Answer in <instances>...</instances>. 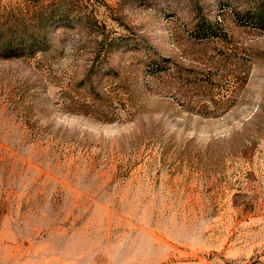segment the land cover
<instances>
[{"label":"rangeland","instance_id":"1","mask_svg":"<svg viewBox=\"0 0 264 264\" xmlns=\"http://www.w3.org/2000/svg\"><path fill=\"white\" fill-rule=\"evenodd\" d=\"M249 1L0 0V264H264Z\"/></svg>","mask_w":264,"mask_h":264},{"label":"trees","instance_id":"2","mask_svg":"<svg viewBox=\"0 0 264 264\" xmlns=\"http://www.w3.org/2000/svg\"><path fill=\"white\" fill-rule=\"evenodd\" d=\"M234 14L241 17L240 23L264 31V0H250L249 5ZM201 26V28L197 27L200 38L215 36L213 27L209 26L208 22H204Z\"/></svg>","mask_w":264,"mask_h":264}]
</instances>
